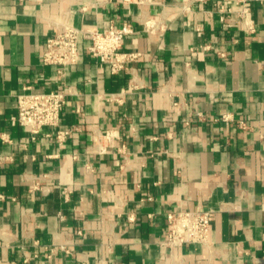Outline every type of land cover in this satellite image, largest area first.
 <instances>
[{
	"label": "crops",
	"instance_id": "crops-1",
	"mask_svg": "<svg viewBox=\"0 0 264 264\" xmlns=\"http://www.w3.org/2000/svg\"><path fill=\"white\" fill-rule=\"evenodd\" d=\"M64 23H129L142 56L115 74L81 36L59 78L42 56ZM59 80L60 124L33 138L17 96ZM199 206L209 245L170 249L168 212ZM0 264H264V0H0Z\"/></svg>",
	"mask_w": 264,
	"mask_h": 264
},
{
	"label": "built area",
	"instance_id": "built-area-1",
	"mask_svg": "<svg viewBox=\"0 0 264 264\" xmlns=\"http://www.w3.org/2000/svg\"><path fill=\"white\" fill-rule=\"evenodd\" d=\"M124 4L136 3L144 5L150 0H122ZM220 9L224 5L219 4ZM245 12V10H244ZM146 29L154 30L156 23L145 22ZM133 33V27L124 23L121 27L111 26L108 29H84L70 23H64L46 40V48L42 60L44 64L57 67L59 78L66 68L79 63L81 59L80 37L90 41L88 52L98 62L107 64L112 73L118 74L128 68L130 62L138 60L141 52L123 51L125 36ZM68 91L62 80L56 89L49 92H22L17 96V114L15 119L36 137L44 128L56 127L60 124L62 108L67 102ZM122 94H112L110 98L122 101ZM225 118H227L225 116ZM242 127H247L245 121H240ZM69 129L58 130L57 139L63 142ZM213 214L210 210L197 207L193 210L170 211L167 214V234L165 244L170 248L188 244L200 243L208 246L210 243Z\"/></svg>",
	"mask_w": 264,
	"mask_h": 264
}]
</instances>
